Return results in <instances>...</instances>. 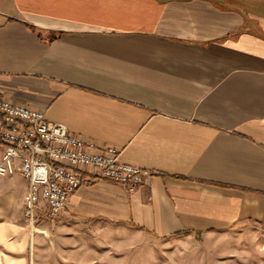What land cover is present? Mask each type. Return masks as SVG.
Here are the masks:
<instances>
[{
	"label": "crops",
	"instance_id": "1",
	"mask_svg": "<svg viewBox=\"0 0 264 264\" xmlns=\"http://www.w3.org/2000/svg\"><path fill=\"white\" fill-rule=\"evenodd\" d=\"M0 97L151 172L134 192L81 187L71 218L158 237L264 226V0H0ZM26 191L0 180V264H37L46 217L31 236Z\"/></svg>",
	"mask_w": 264,
	"mask_h": 264
},
{
	"label": "built area",
	"instance_id": "2",
	"mask_svg": "<svg viewBox=\"0 0 264 264\" xmlns=\"http://www.w3.org/2000/svg\"><path fill=\"white\" fill-rule=\"evenodd\" d=\"M0 179L22 175L27 181L24 217L31 232L41 216L59 218L81 187L103 179L136 191L151 172L119 160L115 147L98 146L48 121L43 110L0 97Z\"/></svg>",
	"mask_w": 264,
	"mask_h": 264
},
{
	"label": "rangeland",
	"instance_id": "3",
	"mask_svg": "<svg viewBox=\"0 0 264 264\" xmlns=\"http://www.w3.org/2000/svg\"><path fill=\"white\" fill-rule=\"evenodd\" d=\"M3 152L0 143V161ZM3 203L0 194V215ZM39 228L37 264H264V226L248 222L224 231L158 237L129 222L64 213L41 219Z\"/></svg>",
	"mask_w": 264,
	"mask_h": 264
},
{
	"label": "trees",
	"instance_id": "4",
	"mask_svg": "<svg viewBox=\"0 0 264 264\" xmlns=\"http://www.w3.org/2000/svg\"><path fill=\"white\" fill-rule=\"evenodd\" d=\"M187 233H178V234H175L174 236H182V235H186Z\"/></svg>",
	"mask_w": 264,
	"mask_h": 264
}]
</instances>
